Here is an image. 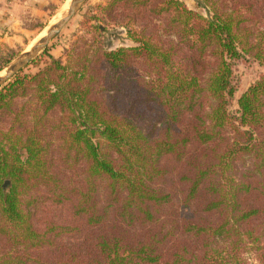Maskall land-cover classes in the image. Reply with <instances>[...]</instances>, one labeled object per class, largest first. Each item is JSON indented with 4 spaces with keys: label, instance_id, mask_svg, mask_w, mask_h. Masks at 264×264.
<instances>
[{
    "label": "trees",
    "instance_id": "obj_1",
    "mask_svg": "<svg viewBox=\"0 0 264 264\" xmlns=\"http://www.w3.org/2000/svg\"><path fill=\"white\" fill-rule=\"evenodd\" d=\"M199 1L96 4L134 45L0 88V264H264V0Z\"/></svg>",
    "mask_w": 264,
    "mask_h": 264
},
{
    "label": "rangeland",
    "instance_id": "obj_2",
    "mask_svg": "<svg viewBox=\"0 0 264 264\" xmlns=\"http://www.w3.org/2000/svg\"><path fill=\"white\" fill-rule=\"evenodd\" d=\"M65 1L61 0L60 4L54 7L50 6L49 10H45L41 16L26 14H21L18 18L0 16V64H5V61H8L0 70V74H3L12 62L36 44L41 36L66 13L68 9L63 8ZM105 1L85 0L64 27L39 51L35 58L21 69V74L38 71L50 60L49 56L59 58L65 63L73 49L86 48L89 43H92L93 48L101 50L134 45L123 28L109 27L101 23L102 26H105V30L98 32L92 28L96 24L95 20L86 21V15L97 12L95 5ZM182 1L188 7L194 8L202 14L207 12V8L201 5L199 0ZM261 72H264V65L257 62L238 66L236 72L238 88L229 105L231 114L237 111L238 97L257 79Z\"/></svg>",
    "mask_w": 264,
    "mask_h": 264
},
{
    "label": "water",
    "instance_id": "obj_3",
    "mask_svg": "<svg viewBox=\"0 0 264 264\" xmlns=\"http://www.w3.org/2000/svg\"><path fill=\"white\" fill-rule=\"evenodd\" d=\"M85 0H73L70 7L61 18H59L47 31L41 36L36 44L28 49L25 54L12 62L3 74H0V88L17 75L21 69L26 66L41 51L47 43L64 27L66 22L75 14L80 5ZM6 181L4 185L7 183Z\"/></svg>",
    "mask_w": 264,
    "mask_h": 264
},
{
    "label": "crops",
    "instance_id": "obj_4",
    "mask_svg": "<svg viewBox=\"0 0 264 264\" xmlns=\"http://www.w3.org/2000/svg\"><path fill=\"white\" fill-rule=\"evenodd\" d=\"M60 2L61 0H0V16L13 18H18L21 14L41 16L50 6L54 7Z\"/></svg>",
    "mask_w": 264,
    "mask_h": 264
},
{
    "label": "bare ground",
    "instance_id": "obj_5",
    "mask_svg": "<svg viewBox=\"0 0 264 264\" xmlns=\"http://www.w3.org/2000/svg\"><path fill=\"white\" fill-rule=\"evenodd\" d=\"M72 1H73V0H68V1L63 5V8H64L65 10H67V9L70 7Z\"/></svg>",
    "mask_w": 264,
    "mask_h": 264
}]
</instances>
